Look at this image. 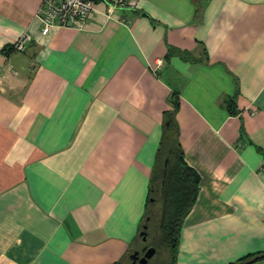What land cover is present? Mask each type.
<instances>
[{"label":"crops","instance_id":"obj_1","mask_svg":"<svg viewBox=\"0 0 264 264\" xmlns=\"http://www.w3.org/2000/svg\"><path fill=\"white\" fill-rule=\"evenodd\" d=\"M41 1L0 0V264L139 243L173 90L200 180L166 264H264V0H96L45 34Z\"/></svg>","mask_w":264,"mask_h":264},{"label":"trees","instance_id":"obj_2","mask_svg":"<svg viewBox=\"0 0 264 264\" xmlns=\"http://www.w3.org/2000/svg\"><path fill=\"white\" fill-rule=\"evenodd\" d=\"M201 7L202 3L196 5L197 15L200 14ZM180 53L182 54V51ZM168 99L172 106L163 112L162 135L149 183L148 197L149 202L151 200L152 208L160 202V244L174 250L183 217L195 200L200 176L195 168L185 160L184 152L178 141V124L175 119V112L179 106V93L176 90L171 91ZM232 99H229L227 103L229 107H233ZM231 111L234 112L235 109L233 108ZM153 219L154 212L147 213L142 219V227L144 223H150ZM130 250L122 256L121 260L113 264H121L127 258ZM248 255L241 258L246 259ZM262 256L264 253L257 257ZM240 260L233 264H240Z\"/></svg>","mask_w":264,"mask_h":264},{"label":"built area","instance_id":"obj_3","mask_svg":"<svg viewBox=\"0 0 264 264\" xmlns=\"http://www.w3.org/2000/svg\"><path fill=\"white\" fill-rule=\"evenodd\" d=\"M118 1L128 4L136 2V0ZM95 10L96 0H42L37 11L42 22L41 32L47 33L52 25L82 27ZM28 37V33L23 32L11 42L12 49L23 50Z\"/></svg>","mask_w":264,"mask_h":264},{"label":"flooded vegetation","instance_id":"obj_4","mask_svg":"<svg viewBox=\"0 0 264 264\" xmlns=\"http://www.w3.org/2000/svg\"><path fill=\"white\" fill-rule=\"evenodd\" d=\"M158 204H159V209H160V202ZM160 213H161V211L157 215L155 223H152V221H153L152 220L150 223H144L143 224V228L141 229V231L144 230V232L140 233L139 243L130 250V253H131L134 249H138L139 250V254L135 256V261L133 262V256H130V253H129L128 254L129 264H133L135 262L140 263L139 262L140 256L143 254V252L146 250V247L149 246V245L155 246V253L157 252L156 243L157 242L158 243L161 242L160 241L161 235H160V232H159V222H160V220H159L160 216L159 215H160ZM149 227L150 228L152 227L150 229V231L148 230ZM144 246H146V247L143 248ZM153 255H152V257H153ZM152 257L149 258L145 264H157V263L151 261Z\"/></svg>","mask_w":264,"mask_h":264},{"label":"rangeland","instance_id":"obj_5","mask_svg":"<svg viewBox=\"0 0 264 264\" xmlns=\"http://www.w3.org/2000/svg\"><path fill=\"white\" fill-rule=\"evenodd\" d=\"M154 214H156L155 211H154ZM155 222H156V217H154L152 223H155ZM151 228L149 227L148 230L150 231ZM139 240H140V238H139ZM156 246H157V252L153 255L151 261L155 262L157 264L168 263L167 250H166L167 246L165 247V246H163V244H160L158 242L156 243ZM121 264H129L128 256L125 260H123V262ZM133 264H141V263L135 262Z\"/></svg>","mask_w":264,"mask_h":264},{"label":"water","instance_id":"obj_6","mask_svg":"<svg viewBox=\"0 0 264 264\" xmlns=\"http://www.w3.org/2000/svg\"><path fill=\"white\" fill-rule=\"evenodd\" d=\"M144 230L140 231V233H143ZM144 246L143 248H145ZM130 253V252H129ZM155 253V246L149 245L146 247V250L143 252V254L140 256L139 262L141 264H145L149 258L152 257V255ZM139 254L138 249H134L131 253L130 256H133V262L135 261V256Z\"/></svg>","mask_w":264,"mask_h":264}]
</instances>
